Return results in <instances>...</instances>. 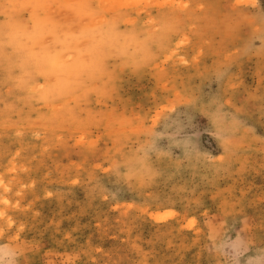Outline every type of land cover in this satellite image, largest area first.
<instances>
[{"label": "rangeland", "instance_id": "374dc122", "mask_svg": "<svg viewBox=\"0 0 264 264\" xmlns=\"http://www.w3.org/2000/svg\"><path fill=\"white\" fill-rule=\"evenodd\" d=\"M0 264H264V0H0Z\"/></svg>", "mask_w": 264, "mask_h": 264}]
</instances>
